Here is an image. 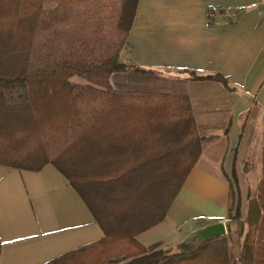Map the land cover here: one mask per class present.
Here are the masks:
<instances>
[{"label":"trees","instance_id":"trees-1","mask_svg":"<svg viewBox=\"0 0 264 264\" xmlns=\"http://www.w3.org/2000/svg\"><path fill=\"white\" fill-rule=\"evenodd\" d=\"M24 1L0 0V165H53L105 233L46 264H264V146L244 211L232 175L237 252L232 232L183 253L137 239L164 220L204 144L188 96L111 84L145 72L122 60L139 0H42L31 11Z\"/></svg>","mask_w":264,"mask_h":264},{"label":"crops","instance_id":"crops-1","mask_svg":"<svg viewBox=\"0 0 264 264\" xmlns=\"http://www.w3.org/2000/svg\"><path fill=\"white\" fill-rule=\"evenodd\" d=\"M126 64L115 90L189 97L203 153L164 220L139 234L146 247L196 244L194 232L228 219L232 175L243 204L250 163L264 142V5L261 0H139ZM200 77L221 76L196 81ZM257 166V167H256ZM255 168V170H254ZM105 233L81 195L53 165L27 171L0 165V264H46Z\"/></svg>","mask_w":264,"mask_h":264},{"label":"rangeland","instance_id":"rangeland-1","mask_svg":"<svg viewBox=\"0 0 264 264\" xmlns=\"http://www.w3.org/2000/svg\"><path fill=\"white\" fill-rule=\"evenodd\" d=\"M44 7V4L42 2V0H25L24 1V6H23V10L24 11H31L33 9H37V8H42ZM126 73H138V72H134V70L130 71V72H126ZM76 82H80L81 80H79L78 78L75 79ZM262 146H264V142L261 143ZM256 153V157H252L250 159V163L252 161V163L254 164H260V160L262 159V156H263V149H260L257 150L256 149V152H254V154ZM254 164V165H255ZM256 166V167H257ZM255 170V168H254ZM260 179H261V174L259 173V171L252 177V179H250V190H249V196H252V197H255L256 194H257V190H258V186H259V183H260ZM248 196V197H249ZM236 228H237V224H236ZM235 228V230H236ZM235 230L232 232L233 233V238H232V242H231V245L235 248V251L237 252V241H236V237H235ZM196 244H188V242L186 243H182L180 245H178L174 251L175 252H191L193 251L195 248H196Z\"/></svg>","mask_w":264,"mask_h":264},{"label":"water","instance_id":"water-1","mask_svg":"<svg viewBox=\"0 0 264 264\" xmlns=\"http://www.w3.org/2000/svg\"><path fill=\"white\" fill-rule=\"evenodd\" d=\"M226 235L227 231L225 224L216 223L194 232L193 237L197 243L200 244L213 238H220Z\"/></svg>","mask_w":264,"mask_h":264},{"label":"built area","instance_id":"built-area-1","mask_svg":"<svg viewBox=\"0 0 264 264\" xmlns=\"http://www.w3.org/2000/svg\"><path fill=\"white\" fill-rule=\"evenodd\" d=\"M262 4L264 5V0H261Z\"/></svg>","mask_w":264,"mask_h":264}]
</instances>
